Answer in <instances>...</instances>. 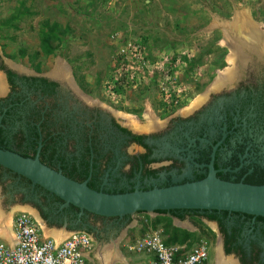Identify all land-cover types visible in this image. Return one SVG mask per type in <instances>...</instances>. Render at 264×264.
Listing matches in <instances>:
<instances>
[{
    "label": "flooded vegetation",
    "instance_id": "1",
    "mask_svg": "<svg viewBox=\"0 0 264 264\" xmlns=\"http://www.w3.org/2000/svg\"><path fill=\"white\" fill-rule=\"evenodd\" d=\"M222 46L229 56L231 46L226 40ZM252 50L242 48L233 66L218 60L210 79L196 84L197 103L166 121L150 117L151 127L83 92L69 69L60 78L53 68L44 72L0 55V148L37 155L51 169L108 194L201 180L211 163L221 180L264 184V52ZM230 67L233 73L214 87L218 74ZM0 187L6 202L16 195L39 225L86 233L93 248L123 233L119 246L131 223L129 216L95 219L64 206L2 167ZM181 221L187 223L183 230L215 241L231 264H264L263 217L190 210Z\"/></svg>",
    "mask_w": 264,
    "mask_h": 264
},
{
    "label": "rangeland",
    "instance_id": "2",
    "mask_svg": "<svg viewBox=\"0 0 264 264\" xmlns=\"http://www.w3.org/2000/svg\"><path fill=\"white\" fill-rule=\"evenodd\" d=\"M236 10H247L264 28V0H0V55L44 72L53 68V75L62 61L83 92L113 110L140 117L141 124L149 123L146 115L166 121L196 104L197 82L210 79L218 60L228 62L224 33L213 25L231 21ZM54 25L59 40L47 56L41 35ZM16 198L6 202L0 187V211L11 220L20 207ZM156 217L129 216L119 246L123 233L95 242L93 264L105 247L128 256L127 243L161 230V224L152 228ZM201 238L209 246L205 264H213L219 245Z\"/></svg>",
    "mask_w": 264,
    "mask_h": 264
},
{
    "label": "water",
    "instance_id": "3",
    "mask_svg": "<svg viewBox=\"0 0 264 264\" xmlns=\"http://www.w3.org/2000/svg\"><path fill=\"white\" fill-rule=\"evenodd\" d=\"M249 17L259 31L263 25L253 20L250 13ZM0 167L52 194L64 206H73L80 212L100 217L115 218L139 212L170 210H214L264 218V184L221 180L216 177L212 163L208 165V174L201 180L119 194L93 190L86 182L72 180L41 163L37 155L23 157L0 148ZM173 220L178 227L185 223L177 218Z\"/></svg>",
    "mask_w": 264,
    "mask_h": 264
},
{
    "label": "built area",
    "instance_id": "4",
    "mask_svg": "<svg viewBox=\"0 0 264 264\" xmlns=\"http://www.w3.org/2000/svg\"><path fill=\"white\" fill-rule=\"evenodd\" d=\"M12 245L0 239V264H92L91 237L71 232L61 243L44 237L41 226L26 212L11 220ZM130 260L119 264H205L209 246L203 241L184 245H165L161 231L146 234L125 245ZM134 260V261H133Z\"/></svg>",
    "mask_w": 264,
    "mask_h": 264
},
{
    "label": "bare ground",
    "instance_id": "5",
    "mask_svg": "<svg viewBox=\"0 0 264 264\" xmlns=\"http://www.w3.org/2000/svg\"><path fill=\"white\" fill-rule=\"evenodd\" d=\"M249 12L247 10H236V12L233 15V18L231 21L227 23H218L217 21L214 22L213 26L220 25L219 27L224 33V40H226L227 44L231 46L232 48L236 47L238 51L236 53L233 51L230 52V55L228 56V62L232 65H234V60H237L236 57L238 56V53L242 48H247L252 50L253 48L257 51V54L264 52V32H261L260 30L257 31V29L254 25V23L250 22ZM238 35L239 37H235ZM240 49V50H239ZM246 50V49H245ZM253 52V50H252ZM62 62V61H60ZM60 62H55V69L54 73L55 76H58L60 78H66V75L68 73V67L63 65ZM233 73V69H226L223 72L219 73V76L217 77L215 83L213 86L215 87L216 84H221L222 81L230 76ZM68 77V76H67ZM232 77V76H231ZM218 86V85H217ZM4 90V87L2 83H0V92ZM147 120L149 123L147 124V127H151L153 125L152 119L150 118V115H146ZM27 208L23 207H17L14 209V211L11 212H27ZM12 214L9 213L8 215H5L3 212L0 211V237L6 239L9 241V244L12 245V232H11V216ZM36 216V215H35ZM42 232L44 237L52 238L56 244L61 243L66 237L69 236L70 233L64 232L62 230H53V229H47L44 226ZM97 260H99L100 264H112L114 261L119 260L121 261V257L118 254L117 250L114 247H105V250H102L101 252H98L97 254ZM229 260V259H228ZM216 264H231L229 261L224 260L221 256V250L220 246L217 247V257H216Z\"/></svg>",
    "mask_w": 264,
    "mask_h": 264
},
{
    "label": "trees",
    "instance_id": "6",
    "mask_svg": "<svg viewBox=\"0 0 264 264\" xmlns=\"http://www.w3.org/2000/svg\"><path fill=\"white\" fill-rule=\"evenodd\" d=\"M56 26H52L51 32L43 33L41 35V50L44 53V55H52L55 52V47L52 45L53 41H58L59 37L54 32ZM174 60V59H173ZM40 161L43 163V161L40 159ZM1 168V167H0ZM65 176L71 178L68 174H65ZM77 181V180H76ZM79 181V180H78ZM247 184L252 185H261L262 183H252L251 181H247ZM89 186V184H88ZM90 187V186H89ZM91 188V187H90ZM59 200V199H58ZM61 201V200H59ZM74 210H78L77 208L71 206ZM190 210H170V211H155L157 214V217L152 222V228L155 227V225L161 224V237L162 241L165 245H184L188 249L193 243L198 241L199 237L201 236H194V234L187 232L183 229H180L178 227H175L171 225V218L166 217V214H169L172 217H175L179 220L184 219V214ZM214 211V210H213ZM87 213V212H86ZM141 213V212H139ZM90 214V213H89ZM95 219H100L103 217L92 215ZM262 219V217H259Z\"/></svg>",
    "mask_w": 264,
    "mask_h": 264
},
{
    "label": "crops",
    "instance_id": "7",
    "mask_svg": "<svg viewBox=\"0 0 264 264\" xmlns=\"http://www.w3.org/2000/svg\"><path fill=\"white\" fill-rule=\"evenodd\" d=\"M60 61V60H59ZM187 224V223H186ZM172 225L173 226H175V227H178L177 226V223L172 219ZM181 225V224H180ZM178 228H180V229H185V227H184V225H183V223H182V225H181V227H178ZM53 229H55V228H53ZM57 230H60V229H57ZM61 230H64V229H61ZM196 231V230H195ZM0 239L1 240H4L5 241V243H7L8 245H9V241H7L6 239H4V238H1L0 237ZM120 257H121V261H119V263H123V262H128L130 259L129 258H127L126 256H122V255H120Z\"/></svg>",
    "mask_w": 264,
    "mask_h": 264
},
{
    "label": "clouds",
    "instance_id": "8",
    "mask_svg": "<svg viewBox=\"0 0 264 264\" xmlns=\"http://www.w3.org/2000/svg\"><path fill=\"white\" fill-rule=\"evenodd\" d=\"M27 213V212H26ZM41 226V225H40ZM42 229V228H41ZM71 232H76V231H70V232H68V233H71Z\"/></svg>",
    "mask_w": 264,
    "mask_h": 264
}]
</instances>
